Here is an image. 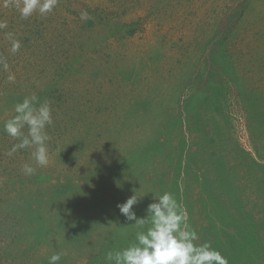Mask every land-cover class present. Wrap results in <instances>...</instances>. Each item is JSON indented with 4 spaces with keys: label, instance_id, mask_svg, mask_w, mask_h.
Returning <instances> with one entry per match:
<instances>
[{
    "label": "rangeland",
    "instance_id": "obj_1",
    "mask_svg": "<svg viewBox=\"0 0 264 264\" xmlns=\"http://www.w3.org/2000/svg\"><path fill=\"white\" fill-rule=\"evenodd\" d=\"M0 20V264H109L136 232L117 203L135 193L143 216L165 191L228 264H264V0H57L27 19L0 0ZM33 94L44 167L3 131Z\"/></svg>",
    "mask_w": 264,
    "mask_h": 264
},
{
    "label": "clouds",
    "instance_id": "obj_2",
    "mask_svg": "<svg viewBox=\"0 0 264 264\" xmlns=\"http://www.w3.org/2000/svg\"><path fill=\"white\" fill-rule=\"evenodd\" d=\"M10 2L24 19L34 12L45 15L57 4V0H3L4 7H8ZM81 19H87V13H82ZM7 26L6 21L0 20V30ZM6 36L11 41V52H18L20 40L11 32ZM0 67L4 71L9 70L3 56H0ZM14 79V74L8 76L9 81ZM52 124V110L47 100L41 102L33 94L17 102L14 115L3 122V131L18 141L8 155L20 149H32L31 157L36 164L47 166V142L50 139L47 128ZM23 171L32 175L35 169L25 164ZM152 194V202L147 205L143 216H138L134 210V206L140 202V197L135 193L124 202L117 203L120 214L136 232L134 241L126 247L106 254L109 264H228L227 258L210 241L199 242L198 233L188 223L186 208L172 193ZM60 260L61 254L53 253L49 257V264H58Z\"/></svg>",
    "mask_w": 264,
    "mask_h": 264
}]
</instances>
